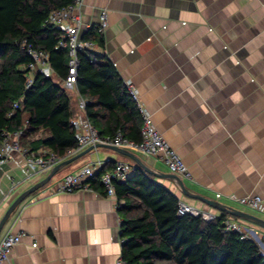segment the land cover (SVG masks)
<instances>
[{"label":"crops","instance_id":"0c3cea01","mask_svg":"<svg viewBox=\"0 0 264 264\" xmlns=\"http://www.w3.org/2000/svg\"><path fill=\"white\" fill-rule=\"evenodd\" d=\"M102 9L109 11V25L99 32L103 46L92 50L133 82L156 127L186 163L185 186L264 218V211L235 198L257 194L264 202V0H83L85 22L96 25ZM130 150L154 172H170L162 160ZM97 158L140 167L101 147L61 168L18 205L0 233H22L14 264H115L122 256L118 195L54 190L65 174ZM44 176H28L20 154L1 167L0 218ZM150 176L181 201L214 216L225 213L264 235V229L184 194L171 179Z\"/></svg>","mask_w":264,"mask_h":264},{"label":"trees","instance_id":"16d2710c","mask_svg":"<svg viewBox=\"0 0 264 264\" xmlns=\"http://www.w3.org/2000/svg\"><path fill=\"white\" fill-rule=\"evenodd\" d=\"M73 1L0 0V141L7 129L21 130L23 145L34 150L45 147L57 157L76 146L71 124L78 113L76 97L58 81L69 72V50L59 45L62 30L47 21L52 10ZM83 38L104 44L95 26ZM23 41L46 52L53 69L52 76L36 73L28 87L27 65L32 58ZM77 57L75 88L87 100L85 116L102 136L120 131L139 140L142 116L114 63L92 49L79 50ZM114 164L107 161L90 178L94 189L104 192L101 173ZM115 187L124 202L120 234L126 240L121 257L127 264H264L256 240L225 228V213L212 219L179 215V197L142 168L136 166Z\"/></svg>","mask_w":264,"mask_h":264},{"label":"built area","instance_id":"2783aa9c","mask_svg":"<svg viewBox=\"0 0 264 264\" xmlns=\"http://www.w3.org/2000/svg\"><path fill=\"white\" fill-rule=\"evenodd\" d=\"M82 4L83 0H74L73 3L67 6L54 9L51 11L47 20L48 23L62 30L63 37L59 45L67 47L69 50V72L66 77L58 78V81L65 89L73 91L76 97L78 113L71 118V124L75 129L77 144L74 148L69 149L64 157H57L48 150H34L30 146L23 145L21 143V130L9 131L4 129L1 133L0 141V168L11 161L15 154H20L24 157L25 170L28 176H35L37 174L46 175L58 162L79 153L88 146H95L102 143L139 150L147 156L162 160L167 165L170 172L178 174L181 177L190 176V171L183 158L156 127L150 112L140 101L138 90L131 80H127L125 83L130 94L136 100L142 116V126L140 129L141 138L139 140L125 137L120 131H117L113 136H102L85 116L84 109L87 100L79 95L75 88L76 67L78 64L77 54L79 50L92 49L95 46L94 41L83 38V33L92 26H95L98 32H103L109 25V11L107 9L101 10L99 21L96 25L87 24L83 16ZM22 47L26 49L27 53L32 58V61L27 65L31 72L27 76L26 87L31 85L36 73H41L45 76L53 75V69L49 63L48 54L46 52L34 48L31 44H28L27 41H23ZM17 106L18 104L14 103V107ZM109 160L111 159L102 160L97 158L77 168L75 171L65 174L55 187V192L93 189L90 184V178ZM114 162L115 164L111 169H107L101 173L100 182L107 196L117 198L116 181L124 178L129 171L134 169V166L132 162L126 160ZM217 196L219 197L220 193H218ZM235 198L249 209L264 211V202L260 195H245ZM116 200V206L120 209L124 202L118 198ZM177 212L179 215H184L186 213L202 215L205 219H212L215 217L181 200L179 201ZM224 224L227 230L239 231L242 238L250 237L256 240L260 247L261 254L264 255V235H259L256 230L242 225L231 218H226ZM21 237V232H12L11 230L2 234L0 237V264H14L12 260L13 250L16 245L20 243ZM120 240L123 243L126 239L121 237ZM115 264H127V262L120 256Z\"/></svg>","mask_w":264,"mask_h":264},{"label":"water","instance_id":"95a60500","mask_svg":"<svg viewBox=\"0 0 264 264\" xmlns=\"http://www.w3.org/2000/svg\"><path fill=\"white\" fill-rule=\"evenodd\" d=\"M96 147H105V148H109L112 149L120 154H123L127 157L132 158L133 160H135L139 166L141 168H143L146 172L150 173V174H155L161 177H165V178H169L172 181H174L178 187L180 188V190L191 197H196L199 199H202L203 201H205L206 203H208L209 205L216 207L218 209H220L221 211H225L229 214H232L234 216H237L245 221H248L250 223H254L256 225H259L261 227L264 228V218L246 211V210H242V209H238V208H234L231 206H228L218 200L215 199H210L207 197H204L203 195L199 194V193H194L193 191H191L190 189H188L185 184L184 181L182 179V177L178 174L172 173V172H161V173H156L154 172L149 166H147L145 163H143L137 156L136 154L127 148L124 147H120V146H115V145H109V144H102L99 143L96 145ZM92 149H94V146H89L86 149H84L83 151H81L80 153L69 157L67 159H64L60 162H58L57 164H55L52 169L40 180L36 181L33 185H31L30 187H28L27 189H25L24 191H22L12 202L11 204L7 207L6 211L4 212V214L2 215V217L0 218V233L4 227V225L6 224V222L8 221V219L10 218L11 214L15 211V209L18 207V205L26 198L28 197L30 194H32L33 192H35L36 190L40 189L41 187L45 186L48 184V182L51 180V178L64 166L70 164L71 162H73L74 160L86 155L88 152H90Z\"/></svg>","mask_w":264,"mask_h":264},{"label":"rangeland","instance_id":"374dc122","mask_svg":"<svg viewBox=\"0 0 264 264\" xmlns=\"http://www.w3.org/2000/svg\"><path fill=\"white\" fill-rule=\"evenodd\" d=\"M89 147V146H88ZM121 147V146H120ZM87 148V147H86ZM99 148H101V147H96V145L94 146V149H99ZM125 148V147H124ZM85 149V148H84ZM128 149V148H127ZM95 156H96V154H94ZM50 182H52V179L50 180ZM50 182H48V183H50ZM189 199H190V197H189ZM200 205H201V207H200ZM204 204H203V202H198V208H203L202 206H203ZM248 223H250V222H248ZM250 224H252V225H254V226H257L259 229H264L263 227H261V226H259V225H256V224H254V223H250Z\"/></svg>","mask_w":264,"mask_h":264}]
</instances>
